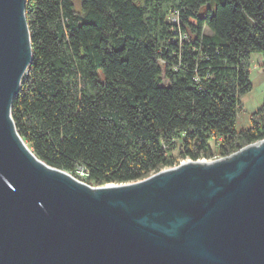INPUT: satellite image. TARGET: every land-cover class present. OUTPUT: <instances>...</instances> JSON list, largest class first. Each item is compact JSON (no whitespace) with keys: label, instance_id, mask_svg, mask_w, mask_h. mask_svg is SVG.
<instances>
[{"label":"trees","instance_id":"trees-1","mask_svg":"<svg viewBox=\"0 0 264 264\" xmlns=\"http://www.w3.org/2000/svg\"><path fill=\"white\" fill-rule=\"evenodd\" d=\"M25 16L32 59L11 116L47 165L129 183L264 139V101L236 126L264 0H26Z\"/></svg>","mask_w":264,"mask_h":264},{"label":"water","instance_id":"water-1","mask_svg":"<svg viewBox=\"0 0 264 264\" xmlns=\"http://www.w3.org/2000/svg\"><path fill=\"white\" fill-rule=\"evenodd\" d=\"M25 9L0 0V264H264V139L95 187L35 156L11 116Z\"/></svg>","mask_w":264,"mask_h":264},{"label":"rangeland","instance_id":"rangeland-1","mask_svg":"<svg viewBox=\"0 0 264 264\" xmlns=\"http://www.w3.org/2000/svg\"><path fill=\"white\" fill-rule=\"evenodd\" d=\"M251 70L253 88L241 99L242 106L237 116V130L245 129L250 126L251 114L255 112L264 101V63L262 65L258 64L256 56H253Z\"/></svg>","mask_w":264,"mask_h":264},{"label":"crops","instance_id":"crops-1","mask_svg":"<svg viewBox=\"0 0 264 264\" xmlns=\"http://www.w3.org/2000/svg\"><path fill=\"white\" fill-rule=\"evenodd\" d=\"M256 56V61L258 64L262 65L264 63V59L260 55H255ZM250 72L252 74V70L250 69ZM252 77V75H251Z\"/></svg>","mask_w":264,"mask_h":264},{"label":"bare ground","instance_id":"bare-ground-1","mask_svg":"<svg viewBox=\"0 0 264 264\" xmlns=\"http://www.w3.org/2000/svg\"><path fill=\"white\" fill-rule=\"evenodd\" d=\"M182 162H184V161H182ZM182 162H181V163H182Z\"/></svg>","mask_w":264,"mask_h":264}]
</instances>
